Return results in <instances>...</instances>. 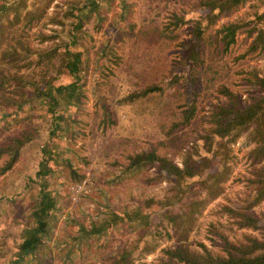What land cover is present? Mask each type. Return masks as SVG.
<instances>
[{"label":"trees","instance_id":"16d2710c","mask_svg":"<svg viewBox=\"0 0 264 264\" xmlns=\"http://www.w3.org/2000/svg\"><path fill=\"white\" fill-rule=\"evenodd\" d=\"M105 1H56L55 7L48 11L52 0H29L27 7L26 0H0V129L12 122L13 117L23 114L27 119L19 132L6 135L0 141V156H6L0 165V173L10 169L24 150H29L32 158L30 171L23 174L20 182L9 189L8 194H0V202L8 206L11 202H20L23 208L20 210L21 219L16 221L15 237L8 247L12 254L7 264L29 260H35L38 264L41 261L38 254L43 253L52 235L54 210L60 204L53 175L63 165L69 166L76 180L82 175L72 166L68 154L73 151L68 140L77 131L72 110L78 108L82 101L83 75L87 67V56L83 52L85 46L81 39L85 32L84 20L91 14L101 18L100 5ZM244 1L201 0L204 7L198 21L192 26L194 34L189 59L192 70L188 80L192 92L188 96L185 86L181 99L189 100L178 103L183 107V113L165 124L164 135L150 145L130 150L125 148L122 150L123 160L117 156L111 159L119 174L148 162L156 164L158 175L171 177L167 192L161 197L142 196V200L126 209L125 214L136 223L138 235L135 245L139 246L138 250L147 233L153 239L149 247L156 246L152 221L155 216L165 215L164 209L168 210L166 217L172 223L174 239L158 245L152 259L136 257L133 248L122 246L116 251L117 257H108L104 264H120V261L122 264H264V228L259 235L243 231L240 236H230L220 221L208 220L206 229L214 233L211 239L218 247L201 239H197V244L193 245L186 238L194 212H199L207 201L223 190L230 170L226 158L231 155L224 147H228V143L246 127L247 137L253 141L247 154L251 169L256 174L253 178L256 186L244 207H230L227 204L222 207L230 212L237 226L264 227V213L257 214L250 208L251 204L264 196V92L256 94L251 100H243L225 82H217L215 88L225 97L212 102L208 116L211 122L200 129L196 128L190 138L184 139L180 130V126L186 124L195 113L196 97L202 85H207V82L196 80L198 71H201L196 68L202 62L203 41L220 51L226 50L235 41L237 31L243 30L246 35H252L248 49H252L256 55L264 49V28L259 25L263 17L262 8L213 26L219 15L228 14ZM124 2L121 0L119 4L122 17L128 9L124 7ZM121 16L118 17L120 22L124 19ZM182 20L172 11L171 17L163 24L159 25L152 16L139 23L132 32L136 42L143 38L146 50H141L140 55L144 52V56L151 58L152 52L159 54V44L153 43L151 35L174 37V27ZM128 22L132 28L133 22ZM119 28L117 25L116 29ZM33 40L47 41V44L45 47H34L30 43ZM112 43L110 40L103 44L102 56L114 53ZM141 67L131 68L135 76L140 75ZM247 67L241 68L246 72L244 77L250 80V73L264 84V76L255 72L256 67L253 64ZM13 87L17 89L14 91ZM154 88H159V85L153 82L143 88L127 90L122 98L129 100ZM158 145H163L164 150L159 151ZM218 150H222L220 157H217ZM175 153L180 154L179 161L174 159ZM25 194L28 201L22 204L20 200ZM155 202L157 207L154 206ZM103 210L98 220L87 214V224L80 223L79 233L70 237L73 243L91 236L105 240L111 227L119 226L122 214L108 204H104ZM166 233L169 235L168 231Z\"/></svg>","mask_w":264,"mask_h":264},{"label":"rangeland","instance_id":"374dc122","mask_svg":"<svg viewBox=\"0 0 264 264\" xmlns=\"http://www.w3.org/2000/svg\"><path fill=\"white\" fill-rule=\"evenodd\" d=\"M28 1L26 0V7L29 6ZM56 1L65 0H52L47 7L48 11L55 7ZM125 1L124 7L128 9L124 17L119 9L121 0H107L100 5L101 18L91 14L84 20L85 32L81 40L85 46L83 52L87 56V67L83 75L82 101L78 108L72 110L77 121V131L68 140L70 149L73 150L68 154L72 166L82 173L81 177L92 173L93 181L90 190L82 193L79 200L71 201L69 186L76 178L69 166L63 165L53 175V185L58 189L60 204L54 210L52 235L47 240L43 253L38 254L41 259L38 264H104L108 257H117L116 251L122 246L133 248L132 252L136 257L152 259L158 245L174 239L172 223L166 217L168 210L164 209L165 215L155 216L152 221L156 246L149 247L153 239L151 234L147 233L143 236L144 246L141 245L138 250L139 246L135 245L138 235L136 223L125 214L126 209L142 200V196L161 197L167 192L171 177L158 175L156 164L148 162L132 171L119 174L111 159L117 156L123 160L122 150L125 148L130 150L150 145L164 135L165 124L183 113L184 109L178 103L180 100L189 99H181V92L185 86L188 96L192 92V86L188 83L192 70L189 62L194 34L192 26L198 21V15L204 5L201 0ZM260 8L263 10V17L259 20V25L264 28V0H245L228 14L219 15L213 26L229 18L252 14ZM172 11L183 19L174 27L176 35L165 38L152 34L153 43L157 46L159 44L158 47L154 46L158 48L159 54L152 52L151 58L144 56V52L140 55V51L145 49L143 38L140 37L139 43L136 42L132 30L150 16L159 25L163 24L171 17ZM119 16L124 18L121 22L118 21ZM128 20L133 22L132 28L129 27ZM117 25L120 27L118 30ZM251 38L252 35H246L245 31H237L235 41L222 51L203 41L202 62H199L196 68L201 71H198L196 80L200 83L207 82V85H202L203 88L196 97L194 115L186 124L180 126L184 139L190 138L196 128L200 129L211 122L208 116L212 102L225 97V94L215 88L217 82H225L236 90L243 100H251L256 94L264 92V84L258 78H253L247 73L251 77L248 80L244 77L246 72L241 70L242 67L253 64L256 67L255 72L264 76V49L258 55L248 49ZM110 40L113 42L114 53L102 56L103 44ZM30 43L34 47H45L47 41L33 40ZM208 64L210 65L207 66ZM140 66L141 73L135 76L131 68ZM213 67L216 69L213 70ZM153 82L158 84L159 88L129 100L122 98L127 90L143 88ZM11 87L9 89H12ZM16 89L17 87H13L14 91ZM11 121L1 127L0 141L6 135L16 134L27 123L23 114L11 118ZM247 130L248 127L242 129L235 139L228 143V147H224L231 153L226 158L230 170L224 180L223 190L207 201L199 212H194L191 227L186 231V238L193 245L197 244V239H201L215 248L219 246L211 239L214 233L206 229L208 220L220 221L230 236H240L243 231L259 235L264 228L237 226L230 212L222 207L223 204L244 207L256 186L253 179L256 174L251 169L247 154L253 141L247 137ZM164 148L163 145L157 146L159 151ZM218 151L217 157H220L222 150ZM5 157L4 154L0 156V165ZM173 157L179 161L180 154L175 153ZM31 164V152L24 150L10 169L0 173V194H8V190L20 182L23 174L30 171ZM26 194L20 200L22 204L28 201ZM104 202L122 214L119 226L111 227L105 240L91 236L73 243L70 237L79 233L80 223L87 224V214L93 215L95 220L102 217L104 204L107 205ZM19 203L11 202L8 206L0 202V264H7L12 254L8 247L17 231L16 221L21 219L20 210L23 208ZM154 206L157 207L158 204L155 202ZM250 208L257 214L264 213V196L251 204ZM68 250L70 251L66 255ZM33 261H21L18 264H37ZM122 263L120 261V264Z\"/></svg>","mask_w":264,"mask_h":264},{"label":"built area","instance_id":"2783aa9c","mask_svg":"<svg viewBox=\"0 0 264 264\" xmlns=\"http://www.w3.org/2000/svg\"><path fill=\"white\" fill-rule=\"evenodd\" d=\"M92 181V173H87L78 180L73 181L69 186V198L71 201L79 200L82 193L90 190Z\"/></svg>","mask_w":264,"mask_h":264}]
</instances>
